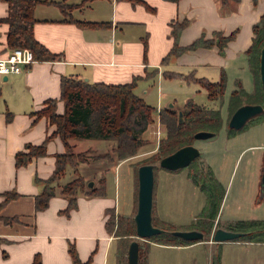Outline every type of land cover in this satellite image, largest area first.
<instances>
[{
	"label": "crops",
	"instance_id": "1",
	"mask_svg": "<svg viewBox=\"0 0 264 264\" xmlns=\"http://www.w3.org/2000/svg\"><path fill=\"white\" fill-rule=\"evenodd\" d=\"M44 1L34 8V38L60 58L53 61L36 60L20 73L0 76V264H31L35 255H39L41 264H72L68 252L70 244L75 247L83 263L115 264L117 239L106 229L108 211L113 210L116 220L119 215L134 214L133 211H120L117 200L119 174H109L114 165L101 170L100 165L104 164V159L90 158L80 163L77 170L87 188L89 182L99 188L101 178L104 179V187L100 194L94 196L79 191L76 206L65 213L68 200L60 189L76 177L74 169L67 166L64 175L53 184L56 193L48 206L36 211L34 197L40 193L42 181L51 175L55 155L62 153L64 147L60 138L55 136L47 143L44 156L33 157L25 166H15L17 152H26L28 146L41 144L55 130V126L49 124L46 117L37 118L34 113L45 108L50 99L56 100V112H63V102L59 99L60 79L70 75L90 83L105 84H125L137 78L134 92L144 101L151 92L149 81L157 82L160 98L165 95L161 91L163 86L167 88L170 85L183 90L199 86L182 79H168L164 76L165 72L185 75L193 73L197 78H206L212 82L219 81L224 72L227 84L231 83L233 90L235 81L241 79L239 76L246 69L252 77L245 51L252 43V26L264 13V0H226L223 3L222 0ZM57 3H62L64 8L61 9ZM6 15L7 4L0 0V18ZM183 19L188 20L189 24L178 38V44L182 47L191 44L201 35L206 39L212 38L214 32H220L223 36L234 32L235 35L227 43L223 54L214 46L186 51L164 60L173 46L172 22H181ZM76 22L110 25L91 28L81 27ZM7 29V24L0 23L1 55L9 50L6 48ZM198 91L195 89L193 92ZM8 113L11 114L10 120L6 118ZM158 131L159 137L161 131ZM70 143L75 151H95V155L98 151H107L112 141L71 139ZM128 161L129 158L119 161L115 169ZM112 176L114 191L110 192L109 181ZM6 193L17 196L2 204ZM225 195L212 231L222 218ZM257 204L256 211L258 209L264 214V201L260 200ZM156 216L162 221L166 220L159 212ZM251 220L264 218L255 217ZM229 224L220 228L226 229ZM229 243L264 247V243L247 241H229L216 245L211 242V238L210 241H198L190 245L151 242L148 264H152V259L155 260L151 253L154 248H173L170 246L185 249L207 247L208 254L204 261L202 258V262L200 259L197 262L195 257L194 264H211L212 254L218 249L221 252V264H226L227 258L234 264L240 256L226 257L224 247Z\"/></svg>",
	"mask_w": 264,
	"mask_h": 264
},
{
	"label": "trees",
	"instance_id": "2",
	"mask_svg": "<svg viewBox=\"0 0 264 264\" xmlns=\"http://www.w3.org/2000/svg\"><path fill=\"white\" fill-rule=\"evenodd\" d=\"M7 4V15L0 18V23L8 25L6 31V48H28L37 61L58 60L59 55L53 54L41 45L35 38L33 27L35 23L34 8L44 0H3ZM177 2L178 0H169ZM226 0H222V3ZM237 1V0H235ZM256 0H254L255 2ZM57 5L63 9L62 3ZM81 27L102 28L108 27V23L97 22H76ZM189 24L188 20L181 22H172L171 35L173 37V46L164 60L171 56H178L183 52L196 50L198 48L218 47L220 54H223L227 43L233 39L235 33L223 36L220 32H214L212 38L206 39L203 35L195 39L187 46H179L178 38L181 31ZM252 43L245 51L247 57L248 69L253 78V90L247 92L240 80L235 81V88L231 90L228 96L227 119L225 122L226 136L232 138L238 133L247 130L249 127L264 122V113L250 119L240 130L229 128L228 122L233 113L239 107L247 104H263L264 96L261 88L259 74L260 50L264 45V13L259 20L252 26ZM146 44L144 45V48ZM164 76L168 79H182L187 83L199 85L206 91L207 99L211 102L222 101L226 87V74L221 73L219 81L212 82L206 78H197L190 74H180L176 72H165ZM137 78L125 84H105L90 83L76 76H63L60 79V97L63 102V112H56V100L50 99L46 102V107L34 113L37 118L46 117L49 124L55 126L52 134L48 135L41 144L30 145L27 151H19L15 154V166H25L33 157L44 156L47 143L55 136H58L63 144L64 151L57 153L54 160V169L51 175L42 181L43 187L35 197L34 204L36 211L44 210L55 195L54 182L60 179L67 166L74 169L76 177L61 186L60 192L67 197L68 205L64 210H69L76 206V195L83 191L88 196L100 194L104 187V179L99 180V188H87L83 177L79 174L77 168L80 163L87 162L86 151L75 152L70 143L71 139H95L109 140L115 142L112 153L116 154L118 160H124L137 153V150L143 145L142 134L153 122L152 114L156 108L147 104L144 99L135 92ZM183 113V122L179 123L178 112ZM7 120H10L11 114H7ZM159 118L165 127V136L156 152L148 159L137 165L134 169L137 179L138 168L141 165L151 164L154 169V188L155 175L157 168L156 162L172 154L181 147L194 145V134L199 131H208L215 133V136L223 127V118L218 108H207L204 105L197 104L193 99L188 98L182 108L165 106L159 110ZM111 157L110 155H108ZM198 156L193 160L189 168L188 176L194 185L198 186L205 195V204L195 221L189 224V229L197 230L203 233L202 241H209L214 228L215 220L220 211V205L225 195V188L216 179L214 172L206 168L205 174L202 170L194 168L195 163L200 159ZM178 171V170H177ZM138 185V179H137ZM5 203L17 194L6 193ZM154 208V205H153ZM152 208V224L155 227L164 230L163 233L151 236L146 239L136 237L134 214L119 215L117 220L113 210H109V217L106 221L108 233H112L116 239L115 264H128V248L132 241L138 242V264H148V253L151 242L162 245H190L198 241H187L173 236L172 231H177L176 226L157 218ZM5 221H8L6 219ZM156 222V224H155ZM216 228H219L217 225ZM226 230L243 233V236L235 241H247L255 243H264V220H238L226 227ZM220 245V243H215ZM68 252L72 264H87L80 261L76 249L70 244ZM31 264H41L39 255H35ZM211 264H221V252L218 249L212 254Z\"/></svg>",
	"mask_w": 264,
	"mask_h": 264
},
{
	"label": "rangeland",
	"instance_id": "3",
	"mask_svg": "<svg viewBox=\"0 0 264 264\" xmlns=\"http://www.w3.org/2000/svg\"><path fill=\"white\" fill-rule=\"evenodd\" d=\"M243 73L244 76H239L241 84L247 92H251L254 84L253 78L250 77L247 69ZM248 77H250L249 80ZM153 82L149 81L148 83L151 85V92L145 101L157 110L152 114L153 122L141 136L143 145L137 150V153L129 157L127 163H123L115 169V166L121 161L116 158L115 153H112L115 142L109 143L110 147L107 151H98V154L95 155V151H86L87 161L90 158L104 159V164L100 165L101 170L114 165L109 174H119L120 177V190L117 196L120 211L122 213L131 211L136 213L138 185L136 176L133 179V168L135 169L137 165L152 156L156 152L161 139L165 136V127L160 122L158 110L170 104L173 105V108L179 110L186 100L191 98L195 103L204 105L207 108L220 109L223 118V127L216 136L194 141V146L200 151V159L192 169V171L200 169L205 174L206 168H210L215 177L226 188V202L222 209L219 228L224 227L226 223H233L237 220H251L255 217L264 218L261 211H258V209L256 211V208H258L257 202L264 201V122L249 127L247 130L238 133L237 137L229 139L226 136L225 122L231 83L227 84L224 97L220 103L209 101L206 91L199 86H191L193 90L173 88L170 85H167V88L163 86L161 91L165 95L160 98L157 82ZM195 89L200 90V92H193ZM159 129L161 136L158 137L157 131ZM255 146L262 147L256 148ZM158 165L159 162H156V166ZM188 173L189 168L187 167L178 171L157 168L155 175L154 212L155 214L159 212L166 219L165 221H170L179 231L189 229V224L196 220L205 203L203 192L191 182L187 176ZM109 184L110 192L114 191L113 176ZM170 247L173 248H154L151 252L152 258H155V260L152 259V264H190L191 262V264H194L195 257L197 262L199 259L202 262L201 259L203 258L204 261L208 254L207 247L199 246L194 249ZM224 251L226 257L240 256V259L234 264H264V247L261 246L254 247L245 246L241 243H229L225 245ZM230 263L227 258L226 264Z\"/></svg>",
	"mask_w": 264,
	"mask_h": 264
},
{
	"label": "water",
	"instance_id": "4",
	"mask_svg": "<svg viewBox=\"0 0 264 264\" xmlns=\"http://www.w3.org/2000/svg\"><path fill=\"white\" fill-rule=\"evenodd\" d=\"M259 74L261 88L264 96V45L260 50L259 57ZM5 79V78H4ZM264 113V101L259 105H243L236 109L231 116L228 126L229 128L240 130L250 119L259 114ZM179 123L183 122L182 111L178 112ZM215 136V133L208 131H199L194 134L195 140L208 139ZM200 156V151L194 145H187L179 148L172 154L162 158L159 166L169 171H177L186 168L190 163ZM138 189H137V210L134 215L136 237L138 239H146L151 236L163 233L164 230L155 227L152 224V208H153V188H154V169L153 165H141L137 172ZM88 187H93V182L88 183ZM173 236L179 237L187 241H202L203 233L197 230L172 231ZM243 236V233L234 232L222 228H216L211 235V242L224 243L235 241ZM128 264H138V242L132 241L128 248L127 254Z\"/></svg>",
	"mask_w": 264,
	"mask_h": 264
},
{
	"label": "built area",
	"instance_id": "5",
	"mask_svg": "<svg viewBox=\"0 0 264 264\" xmlns=\"http://www.w3.org/2000/svg\"><path fill=\"white\" fill-rule=\"evenodd\" d=\"M35 61L31 50L28 48L9 49L6 54H0V76L7 77L20 73ZM157 135H159V131H157Z\"/></svg>",
	"mask_w": 264,
	"mask_h": 264
}]
</instances>
